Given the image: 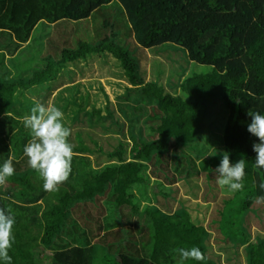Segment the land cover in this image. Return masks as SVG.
<instances>
[{
	"label": "trees",
	"instance_id": "16d2710c",
	"mask_svg": "<svg viewBox=\"0 0 264 264\" xmlns=\"http://www.w3.org/2000/svg\"><path fill=\"white\" fill-rule=\"evenodd\" d=\"M82 20H101L95 43L53 46L52 53L41 57L45 65H28L26 76L10 77L9 72L0 76V166L11 156L15 168L0 187V207H10L16 218L9 250L12 264H42L46 252L50 264H96L93 241L101 245L102 264H177L173 249L193 246L205 259L184 264H220L207 256L210 230L195 225L181 203L173 212L155 204L141 208L132 188L145 195L154 177L161 183L153 182V195L175 199L173 189L163 191L164 184L188 181L202 171L205 193H211L214 187L208 181L224 152L233 164L245 159L244 188L224 199L221 209H214L218 218L210 217L208 227L217 226L218 241L243 249L244 264H264V238L253 236L246 227L248 215L257 216L254 204L264 210V201L257 199L264 196L259 188L264 169L255 167L252 148L259 141L247 131L249 111L264 114V0H0V40L12 39L5 42L6 50L0 45V68L5 55L12 57L22 44L34 41L32 33L40 22L58 29ZM105 29L110 30L107 36L99 38ZM122 29L131 43L117 40ZM129 45L158 52L166 46L163 53L170 54L182 50L187 62L211 70L184 79L185 72L177 73V81L167 82L169 92L160 76L154 80L142 76ZM108 55L120 63L127 83L116 97L122 119L99 83L105 76L97 74L98 81L88 82L102 91L103 101L77 81L100 71L94 64ZM36 102L57 106L73 125L99 126L113 133L117 146L105 153L87 135L95 146L91 149L84 142L85 133L75 132L69 180L58 191H45L43 180L23 156L31 132L22 118ZM148 106L156 107L152 115L147 114ZM211 108L213 119L207 129H219L221 135L214 140L219 147L209 155L197 143ZM143 116L158 122L151 128L152 140L135 129ZM208 137L209 145H214L213 135ZM95 153L105 155L109 164L90 168L89 156ZM191 154L199 157L197 163ZM103 201L110 208L107 216ZM103 213L106 226L100 221ZM108 236L113 241L106 240Z\"/></svg>",
	"mask_w": 264,
	"mask_h": 264
},
{
	"label": "rangeland",
	"instance_id": "374dc122",
	"mask_svg": "<svg viewBox=\"0 0 264 264\" xmlns=\"http://www.w3.org/2000/svg\"><path fill=\"white\" fill-rule=\"evenodd\" d=\"M101 20H98L97 22H93L92 20H82L76 24H66V27L63 26H57L58 29H55V31L48 32V30H44L42 34V38L40 41V37L38 35L34 36V41L31 42V46L35 47V49H39L38 51V59L37 60H31L26 62V64H29L32 66V64L35 62V65L37 64H44L46 62L40 61V57H45L46 54L52 53L51 49L53 50V46H71L75 47L80 41H85L88 43H95L96 39V31L98 29V24H100ZM44 27V26H43ZM96 29V30H95ZM110 30L105 29L102 31V34L99 38H103L104 36H107ZM124 30H121V33H123ZM118 35L117 40L123 43H131V38L126 37L125 33L121 36ZM51 41V44H47L46 41ZM38 45H36V43ZM41 45V47H40ZM166 46L159 47L157 49L167 50L165 48ZM130 52L132 53L133 57L139 62L141 74L143 77H145L146 80H154L155 78H159V82L165 85V88L168 87L167 82H175L178 80V76L176 77L177 73L185 72L181 79H184L185 77L189 76L191 73H205L211 70L208 66H201L194 63L187 62V59H184V54L182 50H179L175 52L174 54H170L166 51V53L158 52L155 49H142L137 46L129 45L127 47ZM47 49V51H46ZM171 51V50H170ZM171 59L175 63L171 62ZM98 64H94L95 69H101L98 72L94 71L93 76L91 79L96 78L98 75H103L105 78L109 79L110 83H107L104 79L100 80V84L104 88L106 94L108 95L110 105L112 109L115 110V115L118 118L122 119L120 111H118L116 104L118 102L117 96L121 94L122 90L120 87H122V84H127L126 80H124V73L121 68L120 63L116 60L111 58V56H107L98 59ZM176 72V74H175ZM161 74V75H160ZM109 77V78H108ZM120 79V80H119ZM77 81H81L82 83H86L88 86L87 81H85V78L80 79L78 78ZM89 82H93V80H90ZM94 83V82H93ZM117 85V86H115ZM89 88L90 94L94 97L97 96L98 99L103 101V93L98 89L97 85H94V87H87ZM167 91L171 92L167 88ZM179 92V91H177ZM120 102V101H119ZM116 108V109H115ZM148 115H152L154 113V109H156L155 106H148L145 108ZM213 108L210 110V115L206 121V127L201 132L198 140L199 147H202V149L207 153L211 154L213 150L217 149L219 147V143H215L216 138L220 137L221 131L219 129H215L214 127H209V130L207 129L209 122L213 119L212 114ZM223 121V119L221 120ZM158 122L148 120L143 116L140 119L137 120V124L135 125V129H140L143 137L152 140V127H155ZM66 126L71 128L72 134L69 137V140L75 144V132H82L85 133L84 135V142L87 146H89L91 149H94V143L88 138L87 135H90L94 142H97L101 145L103 151L106 153L107 151H111L114 147L117 146V136H114L111 132L104 131L101 127H89V126H82V125H73L68 120L65 119ZM209 131L210 133H208ZM208 134L213 135V143L214 145H209L211 142V138L208 137ZM215 140V141H214ZM194 161L197 163L199 161V157L195 156L194 154H191ZM90 168L93 169H99L109 164V160L105 155H98L95 153V155H90ZM171 173V172H170ZM173 174V173H171ZM178 178L179 175H176ZM216 173H213L211 175L210 181L208 183L214 187L211 193L207 192V179L206 175L199 171L198 174L192 175L188 181L185 180H176V183L173 185L164 184V192H167L169 189H173V197L175 199H167L165 200L161 196L155 197L153 195V188L155 187V184L153 183L156 180L154 177L150 178V181L152 185H150L149 188L146 189L145 195H142L138 193L137 187L134 186L132 188V191L136 193V197L138 198L140 207L143 206H149L151 204H155L159 206L161 209H163L165 212H173L176 209H178L181 205V203L184 208L186 209V212L190 218V220L195 225H202L205 228H208L211 232V239L206 242L207 245V256L212 259L216 260L220 264H244L245 263V255L244 251L241 247H238L236 249L230 247L231 245L229 243H223L221 241L217 240V237H220L218 234V229L216 225H213L212 227H208L209 225V219L210 217H216L218 218V215L214 212L215 208H222L223 207V200L231 197L233 195V192L229 191L227 188L221 189L219 185L216 183ZM161 183V181H158L156 183ZM161 189V187H160ZM149 199V200H148ZM165 204V205H164ZM105 209V215L109 214L110 208L108 205L103 201L102 204ZM167 205V207H166ZM165 206V208H164ZM253 208H257V216L253 215V213H250L246 219V227L251 232V234L254 236L256 234L260 235L264 238V210L260 207V204L256 203L254 204ZM94 215H97L95 213L94 209L91 210ZM216 214V215H215ZM74 218V217H73ZM104 213L100 216V221L103 226H106L108 223L105 221ZM79 227H82L81 223L79 222ZM84 228V227H83ZM94 228V227H93ZM134 229V228H133ZM108 229L104 230L107 231ZM100 234V236L104 233ZM135 234L138 233L136 229L133 231ZM106 240H112L109 236ZM94 248H95V255L97 257L96 264H102V252H101V245L97 244L96 241H93ZM50 252H46L45 254H42V264H50Z\"/></svg>",
	"mask_w": 264,
	"mask_h": 264
},
{
	"label": "clouds",
	"instance_id": "9594fccd",
	"mask_svg": "<svg viewBox=\"0 0 264 264\" xmlns=\"http://www.w3.org/2000/svg\"><path fill=\"white\" fill-rule=\"evenodd\" d=\"M248 115L251 122L247 131L259 141L252 145L256 153L255 167L264 169V114L249 111ZM22 121L24 127L31 132V139L23 148V156L27 158L28 166L43 180L45 191H58L70 178L75 156L74 146L69 140L72 131L65 124L63 111L55 105L36 102L31 107L30 114L23 116ZM214 171L216 183L221 189L227 188L231 192L243 190L246 175L245 159L241 158L233 164L229 153L224 152L220 165ZM14 174L13 157L10 156L0 166V187L5 186ZM259 188L264 191V181L259 184ZM257 199L264 201V196ZM15 223L13 210L10 207L7 209L0 207V261L4 264H12L9 250L15 240ZM173 251L179 256L177 264H184L189 259L195 261L205 259L201 250L195 246Z\"/></svg>",
	"mask_w": 264,
	"mask_h": 264
},
{
	"label": "crops",
	"instance_id": "0c3cea01",
	"mask_svg": "<svg viewBox=\"0 0 264 264\" xmlns=\"http://www.w3.org/2000/svg\"><path fill=\"white\" fill-rule=\"evenodd\" d=\"M44 30H48V32L54 33L53 31H55V27L52 24L49 25L47 23L40 22L35 27V29L33 30L32 37H34L35 35H38V37H40L39 39L41 41V38L43 37L42 34H43ZM11 40L12 39L9 38L8 36H6V38H4V39H1L0 40V45L3 46L1 49L6 50L5 47H4L5 46V42L9 43V41H11ZM32 41H33V39H31V41H29L27 43L22 44V46L17 50V52L12 57L8 56V55H5V58H4V65L5 66L4 67L1 66L3 69L0 68V76L2 74H5V76H7L6 72H9V76L10 77L15 76L16 74H19V75L21 74L23 77L26 76L25 73L28 71L29 66H31L29 64H26V62L27 61L29 62L30 59L31 60H37L39 58L37 54H38V51H39L40 48L39 49H35L36 46L32 47L31 46V42ZM36 45H38V43H36ZM46 45H47V41H46ZM40 47H41V45H40ZM40 59H41V57H40ZM0 60H2V58H0ZM34 65H35V62L32 64V66H34ZM4 69H6L7 71L5 70V72H4ZM88 75L86 77H84L85 81H87V83L90 80H93V81H98L99 80V83H100L101 79H104L105 81L109 80L107 78H101V79H98V80L96 78L91 79V76H88ZM27 76H29V75H27ZM83 84H86V83H83ZM2 115L4 116L5 113H3Z\"/></svg>",
	"mask_w": 264,
	"mask_h": 264
}]
</instances>
